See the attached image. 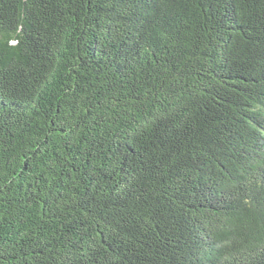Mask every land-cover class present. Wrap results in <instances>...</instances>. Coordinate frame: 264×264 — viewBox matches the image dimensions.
Returning a JSON list of instances; mask_svg holds the SVG:
<instances>
[{"label": "trees", "instance_id": "obj_1", "mask_svg": "<svg viewBox=\"0 0 264 264\" xmlns=\"http://www.w3.org/2000/svg\"><path fill=\"white\" fill-rule=\"evenodd\" d=\"M0 264H264V0H0Z\"/></svg>", "mask_w": 264, "mask_h": 264}]
</instances>
